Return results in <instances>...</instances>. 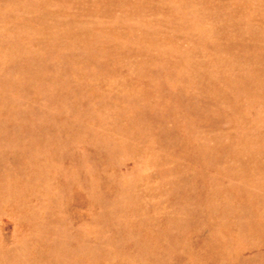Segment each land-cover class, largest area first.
Wrapping results in <instances>:
<instances>
[{"label":"rangeland","instance_id":"obj_1","mask_svg":"<svg viewBox=\"0 0 264 264\" xmlns=\"http://www.w3.org/2000/svg\"><path fill=\"white\" fill-rule=\"evenodd\" d=\"M0 264H264V0H0Z\"/></svg>","mask_w":264,"mask_h":264}]
</instances>
